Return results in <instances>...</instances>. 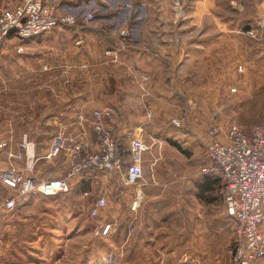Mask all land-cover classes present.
<instances>
[{
	"label": "crops",
	"instance_id": "1",
	"mask_svg": "<svg viewBox=\"0 0 264 264\" xmlns=\"http://www.w3.org/2000/svg\"><path fill=\"white\" fill-rule=\"evenodd\" d=\"M5 1L0 0V12L8 8H4L8 5H5ZM48 1L63 13L68 12L77 16L78 10H83L86 14H94V20L86 23L83 17H77L75 28L55 29L37 39L24 42L27 50L15 59L17 67L9 65L12 61L9 58L1 63L3 65H0V135L11 138L12 150L15 152L28 134L27 123L24 120L28 101H35L43 113L47 110L51 113V116L40 119L38 128L34 130L36 137L43 134V129L46 127L42 122L48 123V119L53 123L57 121V129H54L55 126L51 131L55 137L59 133L56 131L62 127L66 128L65 136H77L80 130L73 113L94 111L106 105L115 106L118 114H123L117 125L111 126L114 121L108 123L109 129L111 130L112 127V130L116 129V132H121L122 135L126 131L132 132L131 129H127V124L134 120L131 119L130 114L137 113L133 105L138 103L136 91L139 90L136 80L127 74V67L132 68L136 74L150 76L151 88L154 92L157 88L161 89L165 86L166 74L175 75L172 85L175 84L177 88L182 89L188 88L192 78L178 80L176 76L177 73H186L187 76L189 73L186 65L189 61L190 49L186 43L188 38L183 27L189 24L197 31V35H200V39L204 37L207 25L210 24L215 29L221 28V18L215 14L216 2L213 0H191V3L190 0H182L183 12L175 7L174 0ZM96 9L101 10V18L97 20ZM127 24H131V27ZM123 29L129 31V38L130 41L133 39L131 43L134 48L122 53L124 64L118 68H111L103 63L100 55L104 50L114 47L118 34ZM178 35L180 38L174 39ZM82 40L86 41V45ZM75 43L76 45L73 46ZM99 46L102 48L100 49ZM258 48L262 51L257 53V50L255 54L263 55L264 48ZM252 54L250 50L249 55ZM81 64H87L89 69L79 70L77 67ZM67 66L71 68L68 69ZM11 71H14L13 76ZM244 75V89L247 94H243L249 95L255 89L253 77L249 69ZM66 80L68 84L65 83ZM221 83L222 81L216 82L209 87L199 86L196 97L200 96V99L197 97L195 103L204 106L209 104L211 99L216 105L219 99L220 103L225 99L234 101L235 98L229 95L225 87H221ZM222 88L225 90L222 91ZM45 92H50L48 98ZM214 110L219 111L218 118L222 121L220 126L223 131L218 139L224 142L226 131L235 125L227 122L229 119H235L234 112L232 111L230 116L227 113L222 114L221 109ZM192 111L195 112V109ZM21 117L23 119H20ZM135 120L138 121L139 116ZM252 129L253 125L246 127L248 133ZM139 130L142 131L141 128ZM143 136L141 133L142 138ZM88 140L95 146L97 136L89 132ZM26 142L29 144V152L35 154V145L27 138ZM149 151L144 155L143 167L148 186L142 189L144 201L137 212L130 210L132 198L130 194L133 191H128L129 195L126 194L127 192L116 194L115 185L111 186L110 183L106 190L104 188L108 182L106 178L100 188V192L111 191L116 194L113 197L116 202L110 203L109 206L110 218L119 220L118 233L114 239L121 238V249L126 252L123 258L130 255L131 264H163L173 262L174 259H178L179 264H236L233 260V251L236 246L237 225L228 216L220 195L221 181L215 177L201 176L202 174L199 177L193 172L186 173L187 175L182 178H171L166 172L163 176L160 173L172 166L159 164V159H156L155 163L148 161L151 153ZM122 157L124 165L130 166L132 161L130 148L127 159L124 152ZM205 159L206 163L203 167L200 166L201 169L210 165V160L206 156ZM24 164L23 161H19L15 166L17 169H22ZM61 167L63 172L59 175L51 174L50 176H54L51 178L63 175L64 161H61ZM8 168L10 164L6 155H0V170ZM153 168H156L157 174ZM15 218H17L16 210L9 213L0 211V242L8 231L14 236L17 235L19 229L17 230L14 223ZM131 223L135 232L129 235L127 227L131 228Z\"/></svg>",
	"mask_w": 264,
	"mask_h": 264
},
{
	"label": "rangeland",
	"instance_id": "2",
	"mask_svg": "<svg viewBox=\"0 0 264 264\" xmlns=\"http://www.w3.org/2000/svg\"><path fill=\"white\" fill-rule=\"evenodd\" d=\"M17 1L6 0L5 5H8L4 8H9ZM213 1L216 2L215 14L221 18L220 29H215L209 24L205 28L204 37L200 39V35H197V31L191 28L189 24L183 27L188 38L186 43L190 49L189 61L186 65L189 73L188 76L185 75L186 73H177L176 76L178 80L192 78L188 83L190 87L177 88L175 84L172 85L175 75L166 74L165 86L161 89L157 88L155 92L151 88V96L145 100L142 99L141 92L136 91L138 103L133 107L137 109V113L130 114L131 119L134 120L127 124V129H131L132 132L126 131V135H122L121 132H116L117 130H112L111 127L110 131L116 140L118 152L122 159L124 157H122V152H124L126 159L129 155L131 140L141 138L150 147L149 153H151L148 161L155 163V160L159 159V164L172 166V168H165L163 172L161 170L162 173L159 172L161 175L165 176L166 172L171 178H182L187 175L186 173L193 172L200 177L201 167L206 163L204 155L205 146L210 139V127L213 123L222 125L219 118L217 121L212 119L211 113L217 111L214 110L215 108L221 109L222 114L227 113L230 116L234 112L235 119H229L227 122L235 123L247 133L246 127L249 125H253V127L264 126V54H255L257 50V53L262 51L258 47L264 48V0ZM177 2L182 6V0H174L175 7ZM100 11V9L95 11L96 20L101 18ZM78 12L77 16L74 15L76 18L86 16L83 10H78ZM127 25L131 27V24ZM253 29L258 33V39H254L248 34ZM179 38L180 35L174 39ZM131 41L133 42V39ZM83 44L86 45V41H83ZM75 45L76 43L73 46ZM13 46L6 53L0 55V65H3L1 64L3 60L9 58L13 62H10L9 65L17 67V60L15 61V59H18V56L23 55V53L17 54L14 50H17L18 46L16 44ZM22 46L24 53H26L25 43ZM250 50L252 55H249ZM240 67L243 68L242 71H240ZM245 68L251 71L255 88L253 93L249 95H244L247 94L246 89H244ZM15 71L17 72V69ZM190 73L191 76H189ZM11 74L13 76L14 71H11ZM221 81V87H225L229 95L235 98L234 101L228 100V102L225 99L224 102L220 103L219 99L217 100L219 103L216 105L211 99L209 104L204 106L195 103L200 97H196L199 86L209 87L211 84ZM232 88H235L237 92L233 93ZM225 89L222 88L221 90ZM49 94L50 92H45L46 98L49 97ZM146 106L153 111L154 117L152 119L148 118ZM193 109L195 112L192 111ZM86 112L90 114L93 110ZM50 114L49 110L43 113L35 101H28L25 111L26 119H24L27 123L28 134L26 138L35 145L34 155L36 158H41L45 154L47 147L55 138L51 131L56 126L57 121L53 123L48 119V123L42 122V125L46 127V130L43 129L42 135L36 137L34 132L35 128H38V123L40 124V119L44 116H51ZM222 114L221 116H223ZM74 115L75 120H77L78 111L74 112ZM137 116H139L138 121L135 120ZM122 117L123 114L120 113L119 115L117 112L112 119L114 122L111 126L117 125L118 120ZM182 117L186 119V124L189 127L186 136L180 135L178 129L173 125L174 119ZM54 129H57V126ZM65 129L62 127L56 133ZM141 133L144 135L143 138ZM136 134L140 135L136 136ZM151 146H153L152 151ZM61 161H64L62 156L53 162L40 159L34 170L41 178L54 177L50 175L56 173L59 175L63 172ZM128 166L125 164L124 172L114 176L111 181L108 180L106 174L92 173L90 176L77 181L69 193L53 197L36 195L30 198L29 202L23 205V208L18 207V210L16 209L17 218H15L14 223L19 230L15 236L10 233L11 231H8L2 238L0 253L3 254L0 255V264H131L130 255L123 258L126 252L121 249V238L114 239L118 233L119 220L110 218V210L96 220L91 219L89 214V207L103 193L100 192V188H102L101 185L105 178L108 181L106 185L104 184L106 190L108 183H110L111 186L115 185L116 194L123 192L130 194L128 192L130 190L123 184ZM153 170L156 173V168ZM92 178L95 179L92 180ZM221 184L220 182V186ZM116 194L111 191L107 193L109 206L116 202L113 199ZM220 195L222 197L221 192ZM110 220L115 224L112 233L105 238L97 237L94 234V227ZM127 230L131 235L130 227H127ZM163 264H179V260L174 259L173 262Z\"/></svg>",
	"mask_w": 264,
	"mask_h": 264
},
{
	"label": "built area",
	"instance_id": "3",
	"mask_svg": "<svg viewBox=\"0 0 264 264\" xmlns=\"http://www.w3.org/2000/svg\"><path fill=\"white\" fill-rule=\"evenodd\" d=\"M176 8L183 12L179 2ZM94 20V14H86L83 21ZM61 27H77V18L61 12L48 0H19L16 4L0 12V55L8 51L13 44L17 54H24L22 44L37 39ZM248 34L258 39L256 30ZM129 31L119 32L113 48L100 55L105 65L118 68L124 64L122 53L134 48ZM260 40V38H259ZM14 47V46H13ZM66 68H71L67 66ZM87 71L89 66L77 67ZM127 74L136 80L143 100L151 96V78L146 74H136L127 67ZM243 68L240 67V71ZM66 84L69 82L66 80ZM233 93L237 90L233 89ZM148 118L154 117L153 111L146 106ZM117 114L115 106L106 105L92 113L79 112L77 127L80 134L65 136L61 130L41 158L29 152L26 136L12 150L10 137L0 135V155H6L10 168L0 170V211L7 213L28 203L32 196L53 197L72 191L77 181L92 173L106 174L109 181L124 172V161L118 154V148L108 121ZM217 121L218 111L211 113ZM184 117L173 120V125L180 135L186 136L189 130ZM223 129L213 123L209 130L210 139L205 146V156L210 165L201 170L203 176L218 178L222 183V198L227 214L236 222V246L233 260L236 264H264V126L253 127L250 133L233 125L226 131L225 141L218 139ZM89 132L97 136L96 145L88 140ZM149 147L141 138L130 142L131 164L126 171L123 184L131 194L130 210L137 212L144 201L142 189L148 186L144 178V155ZM60 156L64 158L65 171L61 177L41 178L35 174V164L40 160L53 162ZM23 161L24 167L17 169L16 162ZM154 180V178H153ZM154 182V181H152ZM141 189V191H139ZM107 191L100 195L89 207L91 219L96 220L109 212ZM115 226L114 222L105 221L95 226L94 234L99 238L108 237ZM130 232H135L132 226Z\"/></svg>",
	"mask_w": 264,
	"mask_h": 264
},
{
	"label": "trees",
	"instance_id": "4",
	"mask_svg": "<svg viewBox=\"0 0 264 264\" xmlns=\"http://www.w3.org/2000/svg\"><path fill=\"white\" fill-rule=\"evenodd\" d=\"M131 191V190H130ZM42 197V196H41ZM29 202V201H28Z\"/></svg>",
	"mask_w": 264,
	"mask_h": 264
}]
</instances>
